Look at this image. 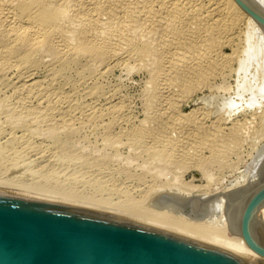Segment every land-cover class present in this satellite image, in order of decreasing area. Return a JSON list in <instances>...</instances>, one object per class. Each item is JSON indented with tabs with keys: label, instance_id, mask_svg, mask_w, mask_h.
Listing matches in <instances>:
<instances>
[{
	"label": "rangeland",
	"instance_id": "obj_1",
	"mask_svg": "<svg viewBox=\"0 0 264 264\" xmlns=\"http://www.w3.org/2000/svg\"><path fill=\"white\" fill-rule=\"evenodd\" d=\"M176 1L0 0V184L131 214L259 178L264 29Z\"/></svg>",
	"mask_w": 264,
	"mask_h": 264
},
{
	"label": "water",
	"instance_id": "obj_2",
	"mask_svg": "<svg viewBox=\"0 0 264 264\" xmlns=\"http://www.w3.org/2000/svg\"><path fill=\"white\" fill-rule=\"evenodd\" d=\"M264 28V10L235 0ZM184 213L192 216L190 201ZM264 183L227 219L256 253H241L120 211L0 184V264H264ZM206 213L197 215L205 217Z\"/></svg>",
	"mask_w": 264,
	"mask_h": 264
},
{
	"label": "bare ground",
	"instance_id": "obj_3",
	"mask_svg": "<svg viewBox=\"0 0 264 264\" xmlns=\"http://www.w3.org/2000/svg\"><path fill=\"white\" fill-rule=\"evenodd\" d=\"M84 1V0H83ZM110 1V0H109ZM161 1V0H160ZM170 1V0H169ZM173 1H175V0H173ZM182 0H180V2H181ZM185 1H190V0H185ZM197 1V0H196ZM221 1V0H220ZM225 1V0H224ZM256 4H258V6H260V8H262L263 10H264V6L259 2V0H253ZM138 2V1H137ZM163 2V1H162ZM176 2H178V0L176 1ZM175 2V3H176ZM180 2H178V3H180ZM209 2V1H208ZM259 2V3H258ZM124 3V2H123ZM174 3V4H175ZM183 3V2H182ZM185 3V2H184ZM183 3V4H184ZM227 3H228V5L232 8V10L234 11V13H236L237 15H239V16H243V17H246L248 20H249V23H253V24H255V26L257 25V26H260V24H258L248 13H246L244 10H242L240 7H239V5L235 2V0H227ZM3 4V3H2ZM87 4V3H86ZM164 4V3H163ZM183 4H182V6H183ZM210 4V3H209ZM223 4V3H222ZM125 5V4H124ZM136 5V4H135ZM142 5V4H141ZM176 5H178L177 3H176ZM227 5V6H228ZM145 6V5H144ZM167 6V5H166ZM174 6V5H173ZM179 6H181V5H179ZM185 6H186V3H185ZM218 6V5H217ZM107 7V6H106ZM138 7V6H137ZM164 7V6H163ZM169 7H170V5H169ZM177 7V6H176ZM175 7V8H176ZM188 7H189V5H188ZM8 8V7H7ZM179 8V7H178ZM183 8V7H182ZM186 8H187V6H186ZM207 8V7H206ZM230 8V9H231ZM83 9H84V7H83ZM103 9V8H102ZM131 9V8H130ZM141 9V8H140ZM143 9V8H142ZM168 9V8H167ZM205 9V8H204ZM208 9V8H207ZM226 9V8H225ZM224 9V10H225ZM85 10V9H84ZM119 10V9H118ZM154 10V9H153ZM170 10V9H169ZM174 10V9H173ZM179 10V9H178ZM182 10V9H181ZM228 10V9H227ZM136 11V10H135ZM151 11V10H150ZM163 11V10H162ZM180 11V10H179ZM134 12V11H133ZM173 12V11H172ZM199 12V11H198ZM10 13V12H9ZM95 13V12H94ZM97 13V12H96ZM99 13V12H98ZM219 13V12H218ZM8 14V13H7ZM141 14V13H140ZM150 14V13H149ZM6 15V14H5ZM151 15V14H150ZM158 15V14H157ZM184 15V14H183ZM190 15V14H189ZM8 16V15H7ZM160 16V15H159ZM180 16H182V15H180ZM238 16V17H239ZM14 17H15V15H14ZM18 17V16H17ZM187 17H189V16H187ZM223 17V16H222ZM1 18V17H0ZM16 19V18H15ZM92 19V18H91ZM162 19V18H161ZM195 19V18H194ZM14 20V19H13ZM183 20V19H182ZM186 20V19H185ZM238 20V19H237ZM18 21V20H17ZM41 21H42V23H41V25L40 24H38L37 22H33L32 24H31V26H27L24 30H25V32H33L34 33V31H35V33H36V38H38V39H36V41H35V45H40L42 42H43V40L41 39L42 37H43V34H45V33H47L48 34V32H49V34H50V32H51V22H46L47 20L46 19H41ZM127 21V20H126ZM184 21V20H183ZM203 21V20H202ZM226 21V20H225ZM228 21V20H227ZM7 22V21H6ZM180 22H182V21H180ZM188 23V22H187ZM193 23V22H192ZM192 23H190V24H192ZM202 23V22H201ZM215 23V22H214ZM213 23V24H214ZM233 23V22H232ZM45 24H47V26H45ZM151 24V23H150ZM198 24V23H197ZM253 24H252V26H253ZM17 25V24H16ZM42 25H44V26H42ZM167 25V24H166ZM175 25V24H174ZM1 26V25H0ZM226 26V25H225ZM257 26L255 27V29H257ZM55 27V26H54ZM53 27V28H54ZM151 27V26H150ZM190 27H192V26H190ZM222 27V26H221ZM261 28H262V26H260ZM7 28V27H6ZM14 28V27H13ZM168 28V27H167ZM189 28V27H188ZM223 28V27H222ZM254 28V27H253ZM261 28H258L257 30H261ZM1 29V28H0ZM3 29V28H2ZM23 29V28H22ZM191 29V28H190ZM262 29H264V28H262ZM24 30H22V31H24ZM53 30V29H52ZM152 30V29H151ZM158 30V29H157ZM170 30V29H169ZM180 30V29H179ZM194 30H196V28L194 29ZM197 30H198V28H197ZM253 30V29H252ZM176 31V30H175ZM188 31H189V29H188ZM192 31V30H191ZM221 31H222V29H221ZM256 31V30H255ZM25 32H23V33H25ZM190 32V31H189ZM252 32V31H251ZM263 32V31H262ZM32 33V34H33ZM52 33H53V31H52ZM176 33V32H175ZM29 34V33H28ZM31 34V33H30ZM172 34V33H171ZM180 34V33H179ZM188 34V36H189V33H187ZM193 35L194 33L192 32H190V35ZM21 35V34H20ZM185 35V34H184ZM192 35H191V37H192ZM32 36V35H31ZM46 36V35H45ZM52 36V35H51ZM187 36V37H188ZM56 38V37H55ZM181 38V37H180ZM186 38V37H185ZM262 38V37H261ZM42 41H41V40ZM44 39V38H43ZM47 39V38H46ZM179 39V38H178ZM191 39V38H190ZM28 40V39H27ZM38 40V41H37ZM171 40V39H170ZM172 40H173V38H172ZM200 40V39H199ZM46 41V40H45ZM54 41H56V40H54ZM53 41V42H54ZM160 41V40H159ZM185 41V40H184ZM195 41V40H194ZM229 41V40H228ZM107 42V41H106ZM115 42V41H114ZM161 42V41H160ZM176 42V41H175ZM190 42V41H189ZM99 43V42H98ZM113 43V42H112ZM166 43V42H165ZM179 43V42H178ZM194 43V42H193ZM86 44V43H85ZM93 44H94V42H93ZM174 44V43H173ZM180 45H181V43H179ZM195 44V43H194ZM105 45V44H104ZM161 45V44H160ZM166 45V44H165ZM186 45V44H185ZM190 45V44H189ZM90 46V45H89ZM179 46V45H178ZM34 47V46H33ZM55 47V46H54ZM80 47V46H79ZM82 47V46H81ZM96 47V46H95ZM104 47V46H103ZM106 47V46H105ZM118 47V46H117ZM167 47H169L168 45H167ZM190 48H191V46H189ZM78 48V47H77ZM189 48V49H190ZM90 49V48H89ZM103 49H105V48H103ZM107 49L109 50L110 48H108L107 47ZM106 49V50H107ZM119 49V48H118ZM167 49V48H166ZM81 51H82V49H80ZM84 50H85V48H84ZM92 50H93V48H92ZM96 50V49H95ZM105 50V51H106ZM107 50V51H108ZM211 50V49H210ZM216 50V49H215ZM57 51V50H56ZM64 51V50H63ZM113 51V50H112ZM112 51H111V53H112ZM119 51V50H118ZM167 51V50H166ZM60 52V51H59ZM94 52V51H93ZM168 52V51H167ZM5 53V52H4ZM108 53V52H107ZM114 53V52H113ZM119 53V52H118ZM186 54V53H185ZM108 55V54H107ZM172 55V54H171ZM175 55V54H174ZM189 55V54H188ZM191 55V54H190ZM201 55V54H200ZM177 57V56H176ZM209 57V56H208ZM219 57V56H218ZM203 58H204V56H203ZM102 59H103V57H102ZM180 59V58H179ZM8 60V59H7ZM105 60V59H104ZM193 60H194V58H193ZM188 61V60H187ZM199 61H201V60H199ZM215 61V60H214ZM181 62V61H180ZM191 62V61H190ZM216 62V61H215ZM202 63V62H201ZM186 64H187V62H186ZM190 64V63H189ZM196 64V63H195ZM210 64V63H209ZM208 64V65H209ZM212 64V63H211ZM214 64V63H213ZM179 65V64H178ZM184 65V64H183ZM196 65H198L199 66V64H196ZM202 65V64H201ZM195 66V65H194ZM212 66V65H211ZM191 67V66H190ZM193 67V66H192ZM196 67V66H195ZM206 67V66H205ZM212 68V67H211ZM214 68V67H213ZM169 71V70H168ZM194 72V71H193ZM193 72H191V73H193ZM165 73V72H164ZM194 74V73H193ZM191 75V74H190ZM189 75V76H190ZM165 77V76H164ZM167 77V76H166ZM187 80V79H186ZM161 81V80H160ZM170 84H172V83H170ZM174 86V85H173ZM175 87V86H174ZM166 91V90H165ZM35 92V91H34ZM178 92V91H177ZM170 95V94H169ZM172 95V94H171ZM165 97V96H164ZM178 97V96H177ZM169 105V104H168ZM160 106V105H159ZM155 107V106H154ZM168 107H170V106H168ZM169 109V108H168ZM155 110V109H154ZM162 111V110H161ZM166 111V110H165ZM163 113V112H162ZM161 114V113H160ZM162 115V114H161ZM164 115V114H163ZM173 118V117H172ZM179 120V119H178ZM163 121H165V120H163ZM166 122V121H165ZM173 122V121H172ZM158 123H161L160 121L158 122ZM163 123V122H162ZM174 124H175V122H174ZM182 124V123H181ZM168 126V125H167ZM175 126V125H174ZM177 128V127H176ZM183 128V127H182ZM188 128V127H187ZM176 131V130H175ZM181 131V130H180ZM183 131H184V129H183ZM182 131V132H183ZM232 131V130H231ZM196 132V131H195ZM184 133V132H183ZM181 134V133H180ZM189 134V133H188ZM183 135V134H182ZM191 136L193 135V134H190ZM197 135V134H196ZM243 135V134H242ZM191 138V137H190ZM229 138V137H228ZM225 139V138H224ZM184 140V139H183ZM227 140V139H226ZM229 140V139H228ZM227 140V141H228ZM186 141V140H185ZM178 142V141H177ZM187 142H188V140H187ZM239 142V141H238ZM228 143V142H227ZM180 144V143H179ZM180 146V145H179ZM264 152V151H263ZM263 152H260L262 155L264 154ZM181 153H183V152H181ZM261 154L259 155V157L261 156ZM260 158H264V155L263 156H261ZM258 160V159H257ZM260 161V160H259ZM258 161V162H259ZM262 161H263V163L261 164V166L259 167V168H257L256 166H257V164H256V166H255V168H256V170H257V172L254 174L256 177H259V178H257V180L256 181H254V182H252L251 181V179H250V181H248V183L249 182H252L251 184H249V185H247V186H243V187H241L240 189H238V188H236V190H235V188L233 187H231V189H232V191L231 190H227L228 192L226 193L225 191H224V196H226V198L225 197H223V195H219L220 197H218V198H220L219 199V201L218 200H216L217 201V203H214V204H212V205H209L210 207H209V211H208V209L206 208V206L208 205V203H210V201H208V202H205V203H203V202H200L199 200H197V202L199 201L200 202V204H199V207H198V205H197V207H195V202H196V200H192V201H190L189 203H190V207H191V209H190V212H191V214H192V216H188L186 213H184V211H183V209H184V207H185V204H186V202H183L182 201V198H185V197H182L181 198V196H177L176 194H175V197L177 198V200H179V206H180V208H181V210L180 209H178L177 207H175V206H170L169 204L167 205V206H165V205H163V206H165V207H163L162 205H161V207H159V206H151V207H149V208H146V209H141V207H140V210H138L137 212H133L132 211V213H134L135 214V216H138V217H142V218H145V219H148V220H152V221H155V222H158V223H161V224H163V225H166V226H169V227H171V228H174V229H176V230H179V231H181V232H183V233H186V234H189V235H192V236H195V237H198V238H201V239H204V240H207V241H210V242H213V243H216V244H219V245H222V246H224V247H226V248H229V249H231V250H234V251H237V252H241V253H256V252H254L249 246H247V244L244 242V240H243V238L240 236V234H236V233H233L231 230H230V227H229V224H228V221H227V219H229V218H234V217H239V214H240V210H241V208L243 207V205H244V203H245V201L249 198V196L258 188V187H260L263 183H264V159H262ZM261 161V162H262ZM259 163H258V165H260ZM255 170V171H256ZM252 178H253V176H252ZM255 179V178H254ZM254 179H252V180H254ZM241 184V183H240ZM243 184H246V183H243ZM235 185V184H234ZM12 186V185H11ZM236 186H238V185H236ZM240 187V186H239ZM193 189V188H192ZM192 189H189L191 192H192ZM234 189V190H233ZM226 190V189H225ZM38 191H42V190H38ZM55 191V190H54ZM61 190H58V192H57V190L55 191V192H52L51 194H53V196H62V197H64V196H66V197H68V198H73V197H69V194H67V195H65V194H63V193H65L64 191H61ZM184 192V191H183ZM37 193H43V192H37ZM45 193V192H44ZM189 193V192H188ZM46 194H48L47 192H46ZM50 195V194H49ZM164 195V194H163ZM185 195V194H184ZM50 196H52V195H50ZM59 196V197H60ZM77 196V195H76ZM160 196V195H159ZM163 197V196H162ZM165 197V196H164ZM190 197V196H189ZM75 199L76 198H78V200H79V197H74ZM165 198H167V197H165ZM164 198V199H165ZM157 199V198H156ZM161 199H163V198H161L160 197V200ZM74 200V199H73ZM77 200V201H78ZM96 201V200H95ZM168 201H170V200H168ZM194 201V205H193V202ZM214 201V200H213ZM97 202V201H96ZM96 202H94V201H90L89 200V202L86 200V203L87 204H92V205H96V206H100V207H104V208H110V209H114V208H117V209H119L120 207H114V205L112 206V204H110V203H96ZM162 202L164 203V200H162ZM161 202V203H162ZM171 202H173V201H171ZM98 204V205H97ZM211 204V203H210ZM176 205V204H175ZM206 205V206H205ZM202 206V207H201ZM204 206H205V208H204ZM112 207H114V208H112ZM208 207V206H207ZM132 208H134V206H128V208H120L121 210H123V211H121V212H123V213H127L128 211H129V213H130V210H132ZM117 209H114V210H117ZM136 210H137V208H136ZM131 213V214H132ZM204 214V213H206V215H205V217H199V216H197V215H200V214ZM258 213H260L261 214V216H262V218H263V220H264V204L261 206V208H260V210H259V212ZM133 214V215H134ZM260 238L261 239H264V236H260Z\"/></svg>",
	"mask_w": 264,
	"mask_h": 264
}]
</instances>
